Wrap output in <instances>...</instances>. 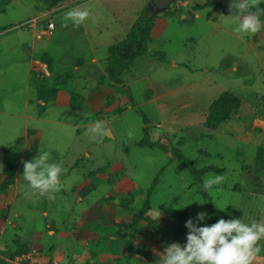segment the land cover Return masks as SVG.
Instances as JSON below:
<instances>
[{
    "label": "rangeland",
    "instance_id": "1",
    "mask_svg": "<svg viewBox=\"0 0 264 264\" xmlns=\"http://www.w3.org/2000/svg\"><path fill=\"white\" fill-rule=\"evenodd\" d=\"M135 2L15 0L6 6L0 14V176L4 162L9 164L16 151L22 150L27 134L30 137L38 134V129L42 130L44 142V150L40 152L55 148L67 167L75 156L83 158L82 168L79 166L65 178V189L79 182L83 166L86 170L109 163L119 171L109 173L108 177L119 176L123 171L125 182L121 187L128 186L135 197H143L157 171L165 166L150 196L151 216L159 232L160 225H166L164 217L173 211L207 212L192 173L172 159V155L168 156L170 148L177 146L197 167L212 165L227 169L224 182L207 190L218 220L228 217L241 219L248 225L253 221L264 223V194L252 192L255 151L258 146H264V29L254 35L237 34L234 31L238 27L237 13L230 8L232 0H190L185 5L184 0H175L157 15L153 28L151 49L164 52L166 62L149 54L142 55L129 72L123 73V83L115 84L103 73L105 44L113 43L114 37L124 36V18ZM260 7L264 8V3ZM73 9L89 11L84 25L77 27L72 20L65 21L66 13ZM40 12H48L40 14L41 19L53 21L55 28L41 38H34V48L53 57L55 75L74 81L78 75L72 70L76 60L84 59L86 67L91 64L89 59L93 54L86 39L94 42V56L100 61L96 69L82 72L85 81L61 84L64 90L59 95L61 101L44 105L36 102L34 91L45 81L52 82L51 75L37 63L30 76L26 52L17 39L19 33L34 25L32 18ZM260 19L264 21V16ZM82 27L86 28V34ZM39 54L33 57L37 59ZM28 78L30 103L27 104ZM91 91L103 97L95 98ZM222 91L239 96L241 105L230 119L212 130L204 122L211 103ZM63 93L67 97L69 94L72 106L67 104L69 97L65 100ZM138 108L146 116L151 140L163 143L168 151L136 145L143 137ZM98 121L104 129L102 135L89 132ZM84 147L91 153L89 157ZM37 154L28 150L24 161H32ZM48 162H53L51 156ZM23 170L22 165L18 184L7 190L1 202L0 258L3 260L17 251V241L27 249H38L48 255V249L60 241L54 230L57 220L66 215L57 214L56 207L61 205L71 211L66 201L55 202L47 194L32 189L22 177ZM210 174L218 175L207 172L203 180ZM236 186L239 188L235 189ZM111 188L100 186L97 195ZM15 191L19 196L14 200ZM66 196L75 201L76 210L82 207L73 193L67 192ZM45 210L50 214L45 215ZM169 226L172 229L171 222ZM205 226L210 224L206 222ZM142 234L155 242L151 247L140 244L138 254L155 253L158 243L163 242L164 247L168 244L154 230ZM261 243L264 236L257 241L258 245ZM107 244V250L117 251L115 242ZM103 248L93 242L89 252L101 253ZM164 250L157 249L160 253Z\"/></svg>",
    "mask_w": 264,
    "mask_h": 264
},
{
    "label": "crops",
    "instance_id": "2",
    "mask_svg": "<svg viewBox=\"0 0 264 264\" xmlns=\"http://www.w3.org/2000/svg\"><path fill=\"white\" fill-rule=\"evenodd\" d=\"M12 1H15V0H12ZM148 1L149 0H136L134 7L130 10V12L127 15H125V18H124L125 22H123V25H122V28L124 29V32H123L124 36L122 38L125 37L130 27L132 26L133 22L135 21L137 15L141 11V9L147 4ZM188 2H190V0H184L182 4L185 5ZM42 13H48V12H40L38 15ZM195 15L196 16L199 15L198 10H197V14L195 13ZM155 21H156V18L154 20V23H153V26L150 32L151 40L149 43V50H152L151 43L153 41V28L155 25ZM82 24L84 25V23ZM37 27L40 28L41 26L33 25L32 27L26 29L22 33H19L17 36L19 43L23 45L22 50L26 52L25 55L28 58V66H29L28 68H29L30 76H31L32 70L35 68L34 65L37 63L42 64L39 60L33 57L35 53H46L44 51L35 50L34 48L35 41L33 39L41 38L42 34L44 33L47 34L55 28L54 26L49 31H43L42 28L39 29ZM81 30H83L86 34L85 27H82ZM120 39H117L114 37L112 41L116 42ZM27 41H30V42H27ZM85 43L88 46H90V50L93 54V57L89 59L91 64H89L88 67H86V64H85L86 62L84 61V59L78 58L76 60L77 63L74 66V69H72L74 72L78 74L77 76H75L76 77L75 80L73 81L71 80V78H63V79L60 78L59 81H56L54 83V87L57 89L56 95L53 98H49L46 102L38 98L37 88L35 87L34 94H35L36 102L38 104L44 105L50 101H55V100L61 101V98L59 96L61 91L63 90L61 84L63 83L66 84V81L68 83L70 82L80 83L82 81H85L86 75H84L82 72H88V70H90L91 68L96 69L97 64L100 61L98 60V58L94 56V50H95L94 42L89 39H86ZM111 44L112 43L107 42L105 44V46L107 47L106 49H108V46ZM53 67H54V72H55L54 60H53ZM85 68L87 69L85 70ZM90 72L93 74L92 71ZM103 73H105L104 68H103ZM94 76L96 77V75ZM78 79L82 81H78ZM27 84H28V87H27L26 103L28 104L30 103L29 95H28L30 93L29 78L27 79ZM43 85L44 84H41L40 86H43ZM91 92H92L91 95H95V98L99 97L97 91H95L94 94H93L94 91H91ZM63 95H64L63 98L65 100L68 97L70 98L69 94H68V97L65 93H63ZM70 95H73V94L71 93ZM102 97L103 96H100L99 99ZM69 98L67 99V104L69 106H72L73 104H72L71 98L70 99ZM34 115L35 116L37 115L40 118L42 117V115L38 113L37 114L35 113ZM48 121L57 122L58 120L48 119ZM76 134L80 135L79 132ZM86 148L87 147H84L83 151L85 155L89 157L91 153L87 151ZM28 150H33L35 153L36 152L39 153L40 151L44 150L43 133L41 129H38V134H33L31 137L29 136V134H27L26 138L24 139L22 150L20 152L16 151L15 157L13 158L12 161H9L10 162L9 164H6V161L4 162V165H9L13 167L15 170V181L8 188V190H10L11 188L15 187L18 184L19 172L22 168L23 161L25 160ZM46 152H49L51 154L50 156L52 157V161H53L52 163H59L61 167L64 169L63 173L60 175V181H61L62 187L60 191L54 193V196H55L54 201L60 202V203H65L66 201V204L70 205L71 211L68 209L66 210L61 205H58L56 207L58 208L57 214H60V213L62 215L66 214L64 217L58 218L57 226L54 229L56 232H58L60 236V241L58 244H55L54 246H51L50 249H48L49 250L48 255L47 253L42 252L38 249L36 250L42 252L45 258H55V259L62 261L63 264H85L86 261H88L89 264H122L123 256H124V242L123 240L116 237V233H117L116 224L121 223V222H128L131 219L134 211L139 209L142 206L145 200V197H146V191L143 197H135L128 190V186L121 187L122 184H124L125 182V178L123 177V171L120 173L119 176L114 174L113 177H110V176L108 177L109 173L111 172L114 173V172L119 171L118 169L115 168L113 164L111 165L109 163L100 164L99 166H96L94 168H89L86 170L84 169V166H83V171L81 172V179L79 180V182L75 184H70V186H68V188L65 189L63 188V186H65V178L67 177V175L70 174V172L78 169L79 166H81L82 168L81 163H82L83 158L81 156L79 157L75 156V158L73 159V162L71 163V166L67 167L65 166V162H64L63 156L60 153V151L56 150L55 148H46ZM168 156H169V153H168ZM34 157H37V156H34ZM98 169H101V172H98L97 171ZM1 178H2V174L0 176V180ZM100 186H111L112 190L99 196L97 194H98V188ZM67 192L73 193L74 197L79 199V202L82 204L81 208L77 210L75 209L74 207L75 201H72L71 198L67 199V196H66ZM120 194L122 196H117ZM131 195H132V199L129 200L128 197ZM18 196H19V192L15 191L14 200ZM3 197L4 195L1 194L0 209H1V202L5 199ZM150 209L146 213V215L152 219L155 229L152 228L144 220H141L139 222V230L137 231L135 235V241H134L135 253L133 254L130 264H163L162 258H160L157 255V249L161 251L163 250V248H165L163 242L158 243V248L157 247L154 248L155 253H145L146 255H142L141 253L138 254V249H139L140 244L144 245L147 243L151 247V244L155 242L153 239L149 238V236L142 234V231L146 232L147 234V232H151L152 230H154L158 236L161 237L163 235V238L165 240L164 242H167L168 244L178 243L181 246L187 244V235L177 236L173 228L170 229L169 222H171V219H170L171 213H169L167 217H164L166 225L165 227L160 225V229L163 231V233L160 234L161 230H159V232L157 231V226L155 225L154 217L151 216L152 213ZM44 213L45 215L50 214V212L47 210H45ZM74 216H76V218ZM123 216H125L126 218L124 219ZM78 224L79 226H77ZM162 228L165 229L166 235ZM51 230H49V232ZM93 242L99 243L101 248L104 247L103 250L100 251L101 253L95 254V252H93L92 254H90L89 251L91 250V244ZM107 242H115V245L118 246L117 251L115 252L112 250H107V247H108ZM24 246L27 247L26 245ZM257 246L262 248V250H260V252L256 254L255 259H253L252 261V264H264V243H261L260 245L257 244ZM82 258H84L85 260L82 261L81 260Z\"/></svg>",
    "mask_w": 264,
    "mask_h": 264
},
{
    "label": "trees",
    "instance_id": "3",
    "mask_svg": "<svg viewBox=\"0 0 264 264\" xmlns=\"http://www.w3.org/2000/svg\"><path fill=\"white\" fill-rule=\"evenodd\" d=\"M12 0H0V14L5 12L6 6ZM159 13L149 16L146 13L145 7L141 9L137 15L135 21L130 27L129 31L124 38L112 43L108 46L107 56L105 58V72L109 79L115 84L123 83V73L129 72L134 64V61L145 54H149L158 58L161 62H166L165 53L162 51L149 50L150 32L155 18ZM37 59L43 64L47 73L51 75L52 82L45 81L43 86L37 87V96L46 102L49 98H53L56 95L57 89L54 87V83L59 81L60 75L54 74L53 59L47 53H40L37 55ZM127 93V92H126ZM241 105V99L236 94L229 91H222L219 96L211 103L207 118L204 122L205 126L209 129H217L223 122L231 118L235 114ZM135 106V104H133ZM142 116V131L143 137L136 142L139 147H146L149 149H161L168 151L167 147L159 142L153 141L149 135V128L147 126L146 116L142 110L136 109ZM172 155V159L178 161L186 170L192 173L195 179V183L199 186V192L205 202L207 208V219L200 222L199 226H205L206 222L210 225L218 222L216 218L212 200L208 191L203 187V176L207 172H214L218 175H225L227 169L217 166H203L197 167L192 160L187 157L183 151L177 146H172L168 151ZM164 167L159 169L155 174L150 186L147 188L146 197L142 206L135 210L131 219L128 222H121L116 224L117 233L116 237L124 242V256L122 264H130L133 254L135 253V235L139 230V222L141 220L146 221L152 228L155 229L152 219L146 215L149 211L150 196L153 188L159 182V176L164 171ZM101 172V169L97 170ZM253 193L264 194V146H258L254 156V172H253ZM15 181V170L9 165L2 167V178L0 180V193L5 195L8 188ZM239 187L236 186L235 189ZM198 213L193 209L176 210L171 212L170 219L172 228L177 236H183L188 234V229L185 227V223L189 218H195ZM224 220H230L228 217H224ZM235 235V233H233ZM17 252L20 253L27 251V247L21 245L17 241ZM0 264H6V262L0 258ZM85 264H89L88 261Z\"/></svg>",
    "mask_w": 264,
    "mask_h": 264
},
{
    "label": "clouds",
    "instance_id": "4",
    "mask_svg": "<svg viewBox=\"0 0 264 264\" xmlns=\"http://www.w3.org/2000/svg\"><path fill=\"white\" fill-rule=\"evenodd\" d=\"M261 3L264 0H232L230 8L237 13L235 20L238 27L234 29L237 34L254 35L264 29V21L260 19L264 16ZM89 15L87 9H73L66 13L64 19L72 20L78 27ZM89 132L102 135L104 129L101 122L98 121ZM49 160V152H39L32 161H24L22 177L34 190H39L41 195L47 194L49 199H54V193L62 187L60 175L64 169L59 163H49ZM224 180L223 175L210 174L203 181L204 190L220 185ZM206 219L207 213L200 212L194 219L189 218L186 221V245L171 243L165 246L163 253L157 251L163 264H252L256 254L260 252L257 241L264 236V223L253 221L248 225L241 219H220L210 226H199Z\"/></svg>",
    "mask_w": 264,
    "mask_h": 264
},
{
    "label": "built area",
    "instance_id": "5",
    "mask_svg": "<svg viewBox=\"0 0 264 264\" xmlns=\"http://www.w3.org/2000/svg\"><path fill=\"white\" fill-rule=\"evenodd\" d=\"M42 15L32 18L35 26L43 27V31L51 30L55 24L53 21H44ZM41 21V24L39 22ZM6 264H63L62 261L55 258H45L44 254L36 249H30L20 253H12L4 259Z\"/></svg>",
    "mask_w": 264,
    "mask_h": 264
},
{
    "label": "water",
    "instance_id": "6",
    "mask_svg": "<svg viewBox=\"0 0 264 264\" xmlns=\"http://www.w3.org/2000/svg\"><path fill=\"white\" fill-rule=\"evenodd\" d=\"M175 0H149L145 9L149 16L163 12L170 7ZM171 156V153H169Z\"/></svg>",
    "mask_w": 264,
    "mask_h": 264
}]
</instances>
